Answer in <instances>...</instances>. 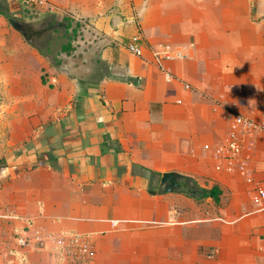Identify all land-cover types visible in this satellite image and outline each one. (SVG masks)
<instances>
[{
	"label": "crops",
	"instance_id": "crops-1",
	"mask_svg": "<svg viewBox=\"0 0 264 264\" xmlns=\"http://www.w3.org/2000/svg\"><path fill=\"white\" fill-rule=\"evenodd\" d=\"M27 9L0 0V94L14 103L0 113V264H66L17 245L32 228L89 238L90 264H264V207L204 150L227 131L216 106L264 109V0H47L36 16L93 56L58 67L9 23L31 26ZM160 45L186 55L167 64L173 83ZM245 156L264 180V141ZM166 173L218 186L219 202L161 194Z\"/></svg>",
	"mask_w": 264,
	"mask_h": 264
},
{
	"label": "built area",
	"instance_id": "built-area-1",
	"mask_svg": "<svg viewBox=\"0 0 264 264\" xmlns=\"http://www.w3.org/2000/svg\"><path fill=\"white\" fill-rule=\"evenodd\" d=\"M19 1L35 8H42L47 3V0ZM128 50L136 57H143L141 39L135 37L129 42ZM154 57L164 80L173 83L175 77L167 64L184 60L186 58L184 51L171 45H160L154 49ZM186 89L189 90L190 87L186 86ZM218 110L223 112L222 120L227 125V131L215 145H206L204 150L210 154L216 173L241 178L252 186V202L264 207V180L257 179L255 168L245 156L255 141L259 139L264 141V109L258 118L245 115L238 105L227 108L221 104L216 106L215 112ZM16 242L21 248L32 246L41 251L54 252L66 264H90L95 255L90 239L75 233H50L32 228L20 234Z\"/></svg>",
	"mask_w": 264,
	"mask_h": 264
},
{
	"label": "rangeland",
	"instance_id": "rangeland-1",
	"mask_svg": "<svg viewBox=\"0 0 264 264\" xmlns=\"http://www.w3.org/2000/svg\"><path fill=\"white\" fill-rule=\"evenodd\" d=\"M28 8L26 11L31 14H35V16H31L28 17L26 16L25 19H27V21H25V24L29 23V25H25V33H26V37H24L23 35L20 34V41L21 44H28L29 41H31V43L34 46H37V48L41 49V55L44 58H49L52 62H53V66L58 67L61 65V63H70L72 64L73 62H78L80 60H82V58L84 57L85 59H87L88 61H91L93 59L92 55H86V54H82V53H78V54H66L62 52V46L66 45L70 39L64 37V30L61 29V31L54 29L53 31H50L49 29L46 28V25L44 24V21H42L43 19L40 20V16H36L40 14V11L34 10V7H30L28 6ZM34 17H38V21L36 22H28V21H32V19ZM24 21V19H21ZM53 22V21H51ZM58 24V21H54L53 25ZM51 24V23H50ZM73 27H75V23H71ZM27 35H29V38H27ZM29 39V40H28ZM67 55L70 56L67 58ZM80 57V60L76 61L77 58ZM82 57V58H81ZM90 66V65H88ZM45 72V71H43ZM48 76L47 74H45V77ZM1 88V87H0ZM0 93H1V89H0ZM14 105L13 102L11 101H6L4 96H1L0 94V113L3 111V109H5L4 111H6V109L11 110L12 106ZM18 108H19V103L17 104ZM6 119L4 120H0V158L2 161H4L5 157L4 154H1L3 147L6 146V139L9 138V132H7V125H6ZM5 150V148H4ZM158 183L160 184L159 180ZM191 189H196L197 186H195L196 182L194 180L191 179ZM185 194H188L185 192Z\"/></svg>",
	"mask_w": 264,
	"mask_h": 264
},
{
	"label": "water",
	"instance_id": "water-1",
	"mask_svg": "<svg viewBox=\"0 0 264 264\" xmlns=\"http://www.w3.org/2000/svg\"><path fill=\"white\" fill-rule=\"evenodd\" d=\"M9 23L15 31L26 37L25 27L21 22L11 19ZM159 191L161 194L171 193L173 191L192 193L190 182L181 175L174 173H166L162 176L161 188Z\"/></svg>",
	"mask_w": 264,
	"mask_h": 264
},
{
	"label": "trees",
	"instance_id": "trees-1",
	"mask_svg": "<svg viewBox=\"0 0 264 264\" xmlns=\"http://www.w3.org/2000/svg\"><path fill=\"white\" fill-rule=\"evenodd\" d=\"M70 24L71 23L69 22V26H70ZM53 27L54 26H51L49 28V30L52 31ZM72 34H73V37L76 36V34H77L76 30H73ZM27 38H29V35H27ZM71 40H72V38H71ZM29 43L32 44L31 41H29ZM72 50H73V47H72L70 41L66 45L62 46V52L66 53V54H70V52ZM42 83L44 85L46 84V80L44 79V77H42ZM50 87H52V86H50ZM195 186H197V188L196 189H192V193H188L187 196L193 197V198H195L197 200L210 198V199L214 200L216 203L219 202V198H220V195L222 194V192H221V190H220V188L218 186H213L211 189L201 188V187H199L197 185V183L195 184Z\"/></svg>",
	"mask_w": 264,
	"mask_h": 264
}]
</instances>
